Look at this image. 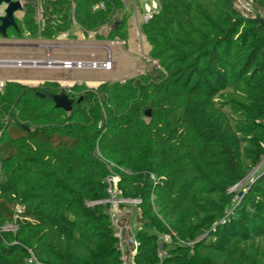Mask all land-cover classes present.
Wrapping results in <instances>:
<instances>
[{"label":"trees","instance_id":"1","mask_svg":"<svg viewBox=\"0 0 264 264\" xmlns=\"http://www.w3.org/2000/svg\"><path fill=\"white\" fill-rule=\"evenodd\" d=\"M129 1L41 0L37 21L24 0L13 33L127 41L134 5L144 11ZM158 3L140 24L156 62L145 72L0 90V264H122L105 161L139 201L133 264H264V170L233 189L264 157V24L232 0ZM44 90L65 91L72 110Z\"/></svg>","mask_w":264,"mask_h":264},{"label":"rangeland","instance_id":"2","mask_svg":"<svg viewBox=\"0 0 264 264\" xmlns=\"http://www.w3.org/2000/svg\"><path fill=\"white\" fill-rule=\"evenodd\" d=\"M126 3H130L129 0H125ZM155 4H154V2ZM146 6L145 11L140 12L139 9H137V16L133 14L131 19V33H132V40L130 41L129 46L124 47L126 55L122 56L118 60V75H132V77L138 75L139 69L144 66L145 69L155 66L156 62H154L149 54H148V43L145 39V37L141 34L139 30L138 23L141 24L143 20L144 13L147 12V9L149 12H154L158 7V0H145L143 2V6ZM15 16L19 19H22L23 11L16 12ZM129 19V20H130ZM79 29L77 27L73 30L76 31L77 34ZM107 28H104L101 30V33H106ZM89 35H91V40L94 42L96 40L95 34L92 32ZM83 40L88 38V34L85 37H81ZM34 39L30 38L28 35H24L23 37H18L13 33V29L9 28L7 37H3L0 35V59L1 60H12V59H19V58H31L34 54L35 46L32 45L31 42H33ZM102 44H107L110 46V42L108 41H98ZM46 43H42L40 47L45 48ZM108 47V46H107ZM109 48V47H108ZM103 50V51H102ZM102 50L98 51L100 54H102V58L105 57V51L106 49L103 48ZM110 50V49H109ZM89 53V51L87 52ZM93 53V52H92ZM96 53V52H95ZM97 54V53H96ZM129 54V55H127ZM133 55V56H132ZM96 56H99L96 55ZM113 58L115 61V55L113 54ZM42 73H53L51 70H41L39 68H19L12 65L7 64H0V81L6 82L8 80H18L20 78L27 79V78H34L40 76ZM117 73V72H116ZM113 73L101 71V70H91V69H83V70H76L73 73V76L79 78L82 80V82L93 81V79H99L101 77H111ZM140 74V73H139ZM121 77V76H118ZM130 77V78H132ZM128 79V78H127ZM109 81V80H106ZM113 81V80H110ZM23 84H27L24 82H21ZM91 85V83H89ZM90 88H96L91 87ZM260 169V171L264 170V157L261 161V163L253 169L246 180L239 183L237 186L234 187L235 190H240L242 187L244 188V184L247 182L248 179H250L256 172V170ZM135 207L133 206H127L125 210L127 211V221L123 222L125 225L129 224L133 228L134 233L138 229V220L137 215L139 210H135ZM14 228V227H13ZM130 237V233L124 231L122 235V242L124 245L125 250L132 249L134 246L128 241Z\"/></svg>","mask_w":264,"mask_h":264},{"label":"built area","instance_id":"3","mask_svg":"<svg viewBox=\"0 0 264 264\" xmlns=\"http://www.w3.org/2000/svg\"><path fill=\"white\" fill-rule=\"evenodd\" d=\"M24 9V0H19ZM30 2L34 5V8L37 12V21L40 20V7H41V0H30ZM6 4L0 3V16L5 15ZM236 9L245 17L248 18H264V9H255L254 0H236L235 3ZM96 8H105V4L103 1L99 2ZM134 15L137 16V8L134 5ZM152 16V12H147L143 15L142 22H147ZM141 22V23H142ZM139 30L140 24L138 23ZM118 43L124 45L126 41L124 40H117ZM105 57L104 58H97L95 53H92L90 58L85 59H57L53 58L50 54H46L43 58H19V59H12V60H1L0 64H7L16 66L19 68H50V69H64V70H83V69H91V70H103V71H110L115 67V61L113 59V55L111 50L108 47H105ZM5 82L0 81V90L4 89ZM70 87V86H69ZM98 155L101 156L100 152ZM106 168L108 173L105 177V183L107 186V198L102 203L108 204V214L110 216V220L112 226L114 228V232L116 236L119 238V247L122 251V264H133L132 257L136 251V245L138 244L135 233L131 225H125L121 219V215L125 212V208L127 206H137L138 200L137 199H130L123 195V191L120 188V180L121 174L116 170V166L114 163L110 161H105ZM152 178L155 179V176L152 175ZM234 189V188H233ZM225 222V219L222 220ZM13 228L12 226H9ZM140 228V225H138ZM129 232L130 237L128 241L134 246L132 249L125 250L123 242H122V235L123 232ZM161 239L171 240V237L168 235L163 234ZM162 245V242H161ZM165 254L164 251H159V256H163Z\"/></svg>","mask_w":264,"mask_h":264},{"label":"crops","instance_id":"4","mask_svg":"<svg viewBox=\"0 0 264 264\" xmlns=\"http://www.w3.org/2000/svg\"><path fill=\"white\" fill-rule=\"evenodd\" d=\"M145 2V0H143ZM142 2V4H143ZM154 2V1H153ZM155 4V2H154ZM147 4L144 6V11L146 8ZM159 4L156 10H158ZM155 10V11H156ZM131 19L128 22V28H129V38L126 41L124 45L120 44L117 42V40H99L96 39L94 42L91 40V35H88V38L82 39L81 37H85L86 35L79 30L77 34L76 31L72 32V36L69 35L68 33H63L60 36H58L55 39L51 40H45V39H34L32 43L33 46H35V51L34 54L32 55V58H43L47 53L50 54L53 58L57 59H85V58H90L92 56V52L95 53L96 55L99 54V56H96L97 58H102V54H100L98 51L102 50L105 47H109L111 50L112 55H115V67L106 72H111L113 73L111 77H101L99 79H93V81H86L82 82L81 79L73 76V73L76 70H64V69H50V68H39L41 70H51L53 73H42L38 77L34 78H27L23 79L20 78L18 80H13V81H18V82H24L27 83L28 85L32 86H38L45 81H53L57 82L60 84L62 87H69L72 86L75 83H86L87 85H90L91 87H97L100 83L106 81V80H113V81H124L127 78L132 77V75H118V60L126 55L124 47L129 46L130 41L133 39L132 33H131ZM78 29V27H77ZM74 35V36H73ZM98 41H108L110 42V46L107 44H102ZM42 43H46V47H40ZM150 50V45L148 44V51ZM89 51V53H87ZM103 51V50H102ZM129 55V54H127ZM133 56V55H132ZM114 59V58H113ZM144 66L139 69L138 74L145 72ZM103 71V70H101ZM117 72V73H116ZM121 76V77H118ZM123 212L121 215V219L123 222L127 221V214ZM126 220V221H125ZM129 250V249H128Z\"/></svg>","mask_w":264,"mask_h":264},{"label":"water","instance_id":"5","mask_svg":"<svg viewBox=\"0 0 264 264\" xmlns=\"http://www.w3.org/2000/svg\"><path fill=\"white\" fill-rule=\"evenodd\" d=\"M235 5L236 0H232ZM0 3H5L6 10L5 15L0 16V35L3 37H7V33L9 28H14L18 30V24L16 20V12L22 11L23 6L19 0H0ZM240 13V12H239ZM256 19L259 23L264 24V18H253ZM41 96H47L51 99L57 108H61L66 112H70L73 107V99L69 97V95L65 91H61L60 93H54L48 90H44V92L40 93ZM146 114L149 116L150 111L147 110Z\"/></svg>","mask_w":264,"mask_h":264}]
</instances>
